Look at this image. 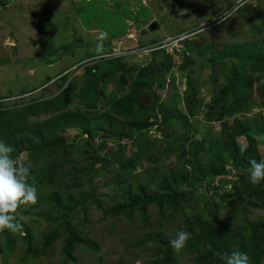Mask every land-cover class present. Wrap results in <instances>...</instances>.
I'll list each match as a JSON object with an SVG mask.
<instances>
[{"label": "rangeland", "instance_id": "rangeland-1", "mask_svg": "<svg viewBox=\"0 0 264 264\" xmlns=\"http://www.w3.org/2000/svg\"><path fill=\"white\" fill-rule=\"evenodd\" d=\"M51 1L0 0V98H2L0 102L5 103L7 106H13L14 104L19 107L31 105L37 102H30L31 100L56 95L55 82L59 81V78L65 74L68 75L69 80L81 79L83 63L89 59L87 56L96 53L95 46L102 35L104 37L103 44H106L103 45L104 52L110 50L112 46L119 50H122V47L125 49L128 42L125 43L124 40L128 36L129 29H134L138 33L146 32L145 37L135 38L139 47H148L152 44L163 45L166 37L176 33V30H182V28H185L184 25H190L184 18L180 21L176 19L182 11L195 14V25L197 27L210 19V14L204 12V6L206 5H201L204 4V0H195L193 7L191 0H156L152 4L154 5L153 11L148 12L140 9L133 14L129 10L124 11V4H118L116 1H110L106 5L101 2L87 3L88 0H64L68 3V6L61 8L53 7ZM166 2L169 4L163 10L162 7ZM209 3L212 5L216 3L215 5L219 7V13L229 8V5L222 0H209ZM200 5L201 8H199ZM171 16L174 19H170ZM89 18L92 19L84 21ZM152 20L157 21V30H148L149 22ZM168 20L170 21L167 24L166 21ZM228 30L230 32H227ZM207 35L209 36L207 37L208 41L214 43L215 48H218V50L220 47L222 48L223 56L229 54L230 48L236 44L264 40V0L247 1L240 10H237L223 24L204 30V33H201L200 36L206 37ZM129 38L133 39L132 37ZM203 41L198 37L195 39L198 46V49H195L196 61L199 60L197 56ZM127 49V51H130L135 48L130 46ZM87 53L90 54L87 55ZM142 55L144 53H141L139 57L124 59L129 64L141 68L149 64L147 57H141ZM247 56L248 54L243 56L245 61L242 62L236 61V58V60H229L223 65L220 64V67L218 66L220 69H217L215 65L217 63L211 64L210 67H205L203 70L195 68V78L201 83L196 95L203 102V108L194 109V115L189 116V122L192 126L190 131L184 130L179 123L173 124L172 129H164L162 135H155L146 131L145 135L150 140L158 139L155 144L150 145L147 154V157H151L152 161L148 162L146 159H142L144 169L136 167L131 173H118L115 164L112 166L105 165L104 168L97 164L95 168L98 171L93 173V185L89 186L85 175L83 177L74 176L71 172L74 168L89 166V160L84 158L87 152H83L87 147L86 142L91 150L97 149L103 143L105 149L101 153L102 157L111 159L112 154H118L119 145L111 139V135L114 134L112 124L104 125V131H99L94 138H88L81 133L80 129L74 127L65 129L63 132L58 133V136L48 134V131L45 130L42 133L44 142L48 143L62 137L67 144H73L74 151L69 150L71 154L63 165L60 166L59 164H62V161H59L57 165L58 173L51 176V180L54 179L53 184L50 181H43L42 184L36 185L38 189L37 203L22 205L18 209L17 218L23 225H27L32 230L33 245L39 244L43 235L52 232L63 220H66L79 233L84 243H92L95 248L82 245L74 246L71 258L67 261L63 249L65 236L62 234V228H60V237L54 241L47 253L39 254L36 257L30 256L27 258L26 263H22L20 258L27 246L23 240L25 237L24 231L12 233L5 230L12 240L14 251L9 254L0 251V264H136L138 258L142 260L143 264H166L164 257L162 260L161 256H156L166 246L164 240L172 237L179 229L184 228L186 224L194 219L207 220L209 212L214 210V204V206H218L217 213L221 222L225 225H229L231 222L242 225L244 220H258L260 222L264 218V210L254 209L248 204L264 203V192L259 190L258 195L261 198L257 199L242 191L243 187L237 185V189L240 188L242 193L240 196L235 195L234 183L237 181V170L230 163L224 170L232 180L231 183L225 184V181L229 178H220L213 187L205 186L206 189L204 188V190L199 187V184L193 188L192 179L183 183L182 186L185 191L190 192L192 189L197 188L198 195L193 200L182 203L177 211L165 209L161 214L156 205H151L146 209V220H142L137 211L133 213L132 218L126 215L112 216L104 213L107 209L124 202L122 196L124 188L134 187L137 182L146 180L144 178H146L147 173H156L163 178L173 175L188 177L189 174H193L191 162H200L202 167L218 163L213 158L216 148L213 146V142L216 140L226 141V139L221 133L220 125L205 120L204 114L208 112L205 105L208 104L211 95H216L215 100L223 95L224 91L222 90L227 85L228 75L232 67L240 66L245 68L246 71L252 67V63L249 66L248 60L246 61ZM207 57L208 55L205 56V58ZM177 64L178 61H175L174 65ZM164 73L166 74V70ZM135 74L136 72L127 73L124 76L128 77V84L131 83ZM182 74V72H178L175 80L182 79ZM214 77L218 79V84L212 91L211 80ZM253 81L256 83L254 84L255 87H252L251 91L249 90L251 95L246 103L247 109L238 115V119L246 122L245 126H250L251 130H255V124L260 118L264 120V106H261L263 96L259 94L260 87L264 86V75H253ZM156 84L158 83L153 84L152 92L158 98L173 101L178 111L184 115L188 114L182 98L185 97L184 93L187 92V88L182 89V81L179 82V85L174 83L179 87L177 89L171 87L170 95L167 93L168 90L162 91V88ZM40 85H44L41 87L43 90L41 88L37 90ZM112 85L113 83L108 84L103 96L105 103L98 108L100 113L107 112L105 114L107 118L111 116L108 94ZM128 89L129 87L126 85L121 92L117 91L116 99L119 100L128 95ZM29 92L32 93L25 95ZM113 92L110 94V99ZM240 92L243 95L247 91L241 88L238 93ZM227 95L228 93L225 95L224 102L226 103L224 106L231 103V96ZM149 98L150 102L142 104L149 105L152 108L151 113L160 112L159 101H154L152 95ZM249 103L253 104L250 110H248ZM82 106L85 107L84 101L81 105L77 101L69 108L73 110ZM83 112L87 113L88 111L83 110ZM87 114L92 119L94 113L88 112ZM47 117L49 116H41L32 120L43 121ZM111 117L116 118L115 116ZM99 122H101V118L93 121L92 124L93 126H100ZM114 124L118 126L116 127L118 129L126 127L120 121L114 122ZM124 130H121L123 131L122 134H125V136L121 135V141L126 145L123 155L124 158H127L131 152L127 150V146H130L132 140ZM136 136H138V132H135V138ZM207 138L212 139L211 143L207 142ZM190 141H193L194 145L191 147L192 150L189 151L195 152V154L189 152L182 155L178 144L183 143L185 147H190L187 144ZM201 141L204 143V150L199 147ZM237 142L241 146L245 145L244 139L238 138ZM256 144L257 148L263 149L264 137L257 135ZM18 157L25 160L31 169L38 167L44 170L48 167L49 159L54 161L51 156L44 157L47 161L44 158L43 161H29L24 153ZM66 172H70V175ZM212 177H208L209 181H212ZM76 182L81 185L72 187L71 185ZM245 182L249 184V182ZM66 185L71 186V188H67ZM263 188L264 186L261 187V189ZM132 191L134 192V190ZM51 195L59 196L63 200V205L67 203V198L71 196L72 201L81 199L80 196H84L85 201L83 205L81 203L74 207L70 205L71 210L64 214L63 211L59 212L57 209H51V206L47 204ZM241 200L243 202H239ZM246 235H248L247 232H245ZM3 238V235L0 234V244H4ZM145 238H148L149 241L143 244L142 241ZM200 252L207 255V250L201 247H197L195 251H183L176 256V264H195L198 258L201 257ZM213 259L217 260L216 257H213Z\"/></svg>", "mask_w": 264, "mask_h": 264}, {"label": "trees", "instance_id": "trees-1", "mask_svg": "<svg viewBox=\"0 0 264 264\" xmlns=\"http://www.w3.org/2000/svg\"><path fill=\"white\" fill-rule=\"evenodd\" d=\"M108 43V42H107ZM106 45V44H103ZM214 44L205 45V47L198 53L197 60L198 68L202 70L205 67H210L211 64H220L228 62L229 60H237L238 62L245 61L243 56L248 54L246 61L248 65L252 63V67L249 70H245L240 66H234L236 68L231 69L228 75L227 85L224 86L223 95L216 98V95H211L208 104L205 105L206 112L204 114L207 122H216L220 125L222 134L225 136L226 141L216 140L213 142L215 148L214 160L218 163H212L211 165L200 166V162H191L193 174H189L188 177L179 175L169 176L163 178L161 175L153 173H147L146 180L139 181L134 187L128 186L124 188L122 196L124 202L118 203L116 206L107 209L104 213L110 215H126L129 218L133 217L135 211L138 212L139 217L142 220H146V209L151 205H156L158 211L163 213V210L177 211L180 205L186 201L193 200L198 195L197 188L192 189L190 192L185 191L182 186L187 180L192 179L194 186L200 185L206 189L205 186L213 187L215 182L220 178L228 179V175L224 170L230 163L237 170V181L234 183V193L240 196V188L237 189V185L243 187L242 191L249 193L250 195L261 198L258 193L259 190L264 192V182L257 186H253L248 181V173L246 169L249 167V159L254 158L258 162L264 159V148H257L256 136L264 137V120L260 118L255 124V130H251L250 126H245L246 122L238 119V115L243 113L246 109L247 100L250 98V92L253 84V75H264V40L260 42H250L245 44H236L230 48L229 54L222 55V48L218 51H214ZM92 53V52H90ZM90 53H87L90 54ZM96 55V53H94ZM94 54L87 56L91 58ZM206 55H209L205 58ZM184 67L187 69L192 62L187 57L183 58ZM136 66V65H135ZM134 64H129L126 60L113 59L95 62L93 65L84 68L82 78L70 79L65 74L59 78V81L55 82L57 94L50 97H40L38 99L31 100V105H23L19 107L17 104L13 106H7L5 103L0 102V141L12 145L14 152L12 155L18 157L21 154H25L26 158L30 161H40L45 156H51L54 161L49 159L48 167L46 169L35 167L30 168L29 182L36 185L42 184L43 181H50L53 184L54 179L51 180V176L57 172L58 163L61 160L62 164L69 158L72 150L74 151L73 144H67L61 139L56 138L51 142H44L42 133L47 130L48 134L57 135L63 132L69 127L78 128L81 133L88 138H94L99 131H104V125L112 124L114 134L111 135V139L117 142L118 154H112L111 159L108 157H102L101 153L105 149L103 143H101L97 149L91 150L86 142V149L83 152H87L84 158L89 160V166L85 168H74L72 174L79 175L87 178L88 185L92 186L93 173L97 172L95 166L99 164L102 168L105 165H114L117 168L118 173H131L136 167L144 169L143 160L152 161L151 157H147L150 145L157 142L158 138L150 140L144 133L147 128H151L155 135H162L164 129H172V125L175 123L181 124L184 130L190 131L191 124L189 122V116H193L194 109L203 108L204 104L199 100L196 95L197 89H200L201 83L195 78V81L188 76L186 80L187 92L184 93L183 101L184 107L188 114L184 115L176 109V104L171 100L162 101L152 92V86L156 82L158 87L163 88V82L165 79V73L169 70V65L166 61H162V56H153L149 65L141 68L135 67ZM196 66V60H195ZM211 69V68H210ZM220 69V68H219ZM188 71V70H187ZM214 71V69H213ZM220 71V70H219ZM136 74L133 76L131 83L128 85V95L117 100V91H122L126 85L124 84L128 77L127 73ZM212 72V69H211ZM113 81V82H111ZM109 83H113L109 97V110L110 115L115 116L108 118L105 112H99L100 105L105 103L104 94ZM218 81L212 78L211 84L213 86L212 91L215 89ZM246 84V85H245ZM44 85H40L37 90ZM246 87V88H245ZM245 89L247 92L242 95L239 89ZM147 89V91H146ZM43 90V88H42ZM41 90V91H42ZM260 93L263 96L261 106H264V86L260 87ZM114 91V92H113ZM34 92V90H33ZM113 95L110 99V94ZM32 92L25 93L31 94ZM199 93V91H198ZM214 93V92H213ZM231 96V103L224 106L225 95ZM188 94V95H187ZM153 96L154 101H159V114L160 121L158 124L149 123L147 118L150 117L151 107L146 104H142L141 98L146 96ZM227 95V96H228ZM222 98V101H221ZM2 98H0L1 100ZM215 100V101H214ZM79 102L81 105L84 101L83 110L93 112L92 119L88 117V112L84 113L82 107L71 110L69 107L74 103ZM153 101V100H152ZM152 103V102H151ZM215 103V105H214ZM155 104V103H153ZM248 110L253 106L249 103ZM201 108V109H202ZM41 116H49L43 121H35L33 118ZM228 116V117H227ZM259 116V114H258ZM101 118L100 126H93L92 122ZM118 118V119H117ZM122 119V120H120ZM93 120V121H92ZM120 121L125 129L126 135L131 138V144L127 150H130V156L124 158L123 152L126 149V145L122 143L121 128H116L114 122ZM189 129V130H188ZM51 130V131H50ZM135 132H138V136L135 138ZM244 139L245 145L241 146L237 139ZM212 139L207 138V142L211 143ZM202 142V141H201ZM199 143L200 149H203V142ZM190 147H185L184 144H178L180 153L182 155L193 153L191 147L194 145L193 141L187 143ZM241 147H245L246 151L241 152ZM71 150V152H69ZM195 154V152L193 153ZM123 155V157H122ZM229 155V157H227ZM143 159V160H142ZM47 161L46 158H44ZM43 161V160H42ZM220 163V164H219ZM197 170V171H196ZM70 175V172H66ZM225 174V175H224ZM209 176H213L212 181L208 179ZM232 182L225 181V184ZM79 182L71 185L72 187H79ZM71 186L66 185L67 188ZM134 190V192L132 191ZM86 196V195H85ZM50 200L47 202L51 209H57V211L65 214L79 203L84 204V196H80L77 201H72V196L67 198V203L63 205V200L57 195H51ZM241 199V198H240ZM243 202V200L239 201ZM215 205V204H214ZM214 210L209 212V218L207 220L194 219L184 226L180 230H186L191 233V239L187 242L180 252L173 250L170 244V240L174 239L176 234L172 237L164 240L166 243L162 252H159L156 256H161L165 259L166 264H176V256L181 252L195 251L197 247L207 250V255L200 252V259L195 264H224V261L217 255L218 252H227L231 254L234 251L245 253L249 257V264H264V218L259 222L244 220L242 225H236L230 223L225 225L221 222L218 215V206H214ZM254 209L264 210V203H251L248 204ZM60 217V215H59ZM23 225V224H22ZM59 225V224H58ZM60 228H62V234L65 239L63 243V249L67 261L71 258V252L74 246L82 245L95 248L91 243H84L83 239L79 236V233L73 228L68 221L63 222L56 227L52 232L47 235H43L39 244L33 245V232L30 227L23 225V231L25 237L23 240L27 246L23 251V256L20 258L22 263L27 262V258L30 256L36 257L39 254L47 253L50 246L54 241L60 237ZM245 232L248 235L245 236ZM3 235L4 244H0V251L5 254H9L14 251L12 240L6 234V231L0 232ZM149 240L145 238L142 243L145 244ZM216 257V261L213 259Z\"/></svg>", "mask_w": 264, "mask_h": 264}, {"label": "clouds", "instance_id": "clouds-1", "mask_svg": "<svg viewBox=\"0 0 264 264\" xmlns=\"http://www.w3.org/2000/svg\"><path fill=\"white\" fill-rule=\"evenodd\" d=\"M236 1L237 0H234V2L230 6H228L229 7L228 9L223 10V12H221V13L218 12L216 15H213V16L222 15V14L228 12L236 4ZM117 3L119 4V2H117ZM246 3L247 2H245V4ZM242 7H240L238 10H240ZM127 10L131 11L130 9H127ZM143 10H145V9H143ZM213 16H211L210 19ZM232 16H233V14L229 18H231ZM210 19L208 20V22L200 24L199 27L186 28V29L180 30V31L176 30V33L171 35L173 37L179 33H182L185 30L197 31V34H195L194 36L185 40L182 43L183 49L179 53V60H178V64L176 66L172 62V57L167 56L164 49H156L161 44H157V45L152 44L148 47H145V46L139 47L138 42L136 41L135 38L140 37L141 33H138L135 31V35H134L133 33L130 32L131 29L128 31L127 38H125V40H124L125 43L128 42V45L124 44L126 46H125V49L122 47V50L127 51L128 50L127 48L130 46L135 48V49H132L130 51L143 50V49L152 50V51L147 52L146 54L141 56V57H147V59H148L147 62L149 64H150L151 60L153 59V56H156V57L162 56V61H166L169 65V70L165 74V79L163 82L162 91L168 90L167 93H168V95H170L169 90L171 89V87H175V86L179 87L178 85H179L180 81H182V84H181L183 86L182 89H184L186 87V80L189 76L188 71L186 69H184V61H183V58L187 57L186 51H185L186 44L189 43V41L193 40V37H196V35H199L200 33L204 32V30L212 28V26L211 27L209 26L210 25ZM153 22H155V21H152V22L150 21L149 26ZM155 23H157V22H155ZM221 24H223V22ZM221 24H219V25H221ZM149 26H148V30H149ZM157 29H158V27H156V30ZM129 37H132L133 39H130ZM141 37H145V36H141ZM103 39H104V37L102 35L99 38L98 42L96 43L95 50H96L97 54L95 56L87 59L83 63V65H84V66H82L83 71H84L85 67L93 65L95 62L106 61V60H111V59L134 58L135 56L139 57L138 54H133V55L121 56V57H108L107 59L101 58L103 55H110L111 52L113 51V49L115 48L114 46H112L110 48V50L104 52L103 51ZM129 41H131L132 43H130ZM158 54H160V55H158ZM96 59H98V60L96 61ZM149 64H147V65H149ZM215 65L217 66V69H219L218 65L217 64H215ZM195 68H197V70H198L197 66H195ZM199 70H200V68H199ZM178 72L183 73L182 74L183 80L182 79L175 80L177 78ZM215 80L218 81L217 78H215ZM174 83H177L178 85H174ZM255 83L256 82L253 81V84H252L253 87H255L254 86ZM251 89H252V87H251ZM27 95H29V94H27ZM250 95H251V92H250ZM143 98H148L149 102L151 101L149 96H146ZM160 99L162 101H166L165 98H160ZM147 120L149 123L158 124L160 121L159 112H154L150 117L147 118ZM146 131L149 133H151V132L154 133V131L151 128H147L144 131L145 134H146ZM240 150L243 153L244 151H246V148L241 147ZM13 152H14V148L12 145H9V144L5 143L4 141H0V232L8 230L12 233H18V232H21L23 229L22 223L17 218L18 209L22 205H28V204L34 205V204H36L38 201V189L34 184L29 182L30 166L27 164V162L25 160L21 159L20 157H14L12 155ZM246 171L248 173V177H247L248 181L251 185L257 186V185L261 184L262 182H264V159H261L258 162L256 159L250 158L249 159V167L246 169ZM190 239H191V233L190 232H188L186 230H180L176 233L175 238L170 240V244H171V247L173 248V250H175L176 252H180L184 247H186V244ZM217 255L224 261V264H249L248 255L245 253L238 252V251H234L231 254H228L227 252H218ZM136 264H143V262L141 259L138 258L136 261Z\"/></svg>", "mask_w": 264, "mask_h": 264}, {"label": "built area", "instance_id": "built-area-1", "mask_svg": "<svg viewBox=\"0 0 264 264\" xmlns=\"http://www.w3.org/2000/svg\"><path fill=\"white\" fill-rule=\"evenodd\" d=\"M249 0H237L236 4L226 13L218 16H213L210 19V27L219 25L222 22L226 21L236 10H238L240 7H242L245 2ZM127 2V5L130 12L136 13L137 10H143L149 8V4L152 2V0H125V3ZM197 34V31L195 30H185L182 33H179L175 36L166 37L164 39L163 45L158 46L156 49H164L167 56L172 57V62L175 63V61L179 60V53L183 49L182 43L191 38ZM152 50H134V51H126V50H119L118 48H114L110 55H103L101 58H108V57H121V56H128L133 54H138V56L141 55V53L146 54L147 52H150Z\"/></svg>", "mask_w": 264, "mask_h": 264}, {"label": "crops", "instance_id": "crops-1", "mask_svg": "<svg viewBox=\"0 0 264 264\" xmlns=\"http://www.w3.org/2000/svg\"><path fill=\"white\" fill-rule=\"evenodd\" d=\"M110 1H117V2H119V3H123L124 4V6H125V10L124 11H127V9H129V7H128V5H127V2L125 3V0H88V1H86L87 3H89V2H94V3H98V2H101V3H104V4H106V5H108L109 3H110ZM154 1H156V0H152V2L149 4L150 6H149V8H147V9H145V10H147L148 12H150V10L151 11H153V6L154 5H152L153 3H154ZM161 1H163V0H161ZM208 1V2H207ZM220 1V0H219ZM223 2H226L227 3V5H231L232 4V2H234V1H232V0H222ZM169 3H170V1H169ZM169 3H165L164 5H163V7H162V9L164 10V9H166V8H164V7H166V6H168L167 4H169ZM191 3H192V7L194 6V4H195V0H191ZM216 3H214L213 5L212 4H210L209 3V0H204V4H201L202 6L203 5H206V6H204L205 8H204V12L205 13H207V14H210V17L211 16H213V15H216L217 13H218V10H219V7H218V5H215ZM219 4V3H218ZM199 6V8H201L202 6ZM207 6H208V9H207ZM195 9V8H194ZM170 17V16H169ZM180 17V18H179ZM92 18H94V17H92ZM92 18H89V19H85L84 21H89V20H91ZM185 19L186 21H187V23L188 24H190V25H184V27L185 28H182V30L183 29H186V28H191V26L192 27H197V25H195V14L193 13V14H191V12H189V11H182V13L180 14V16H179V14L177 15V17H176V19L178 20V21H180V19ZM170 19H174L172 16H171V18ZM198 19V18H197ZM152 21H155V22H157L156 20H152ZM151 21V22H152ZM170 20H168V21H166L167 22V24H168V22H169ZM191 21H193L192 23H189V22H191ZM180 24V23H179ZM130 30V29H129ZM227 32H230V30H228ZM202 33H204V32H202ZM201 35V33L199 34V35H196V37H198L199 39H201L202 41H203V43H202V46L200 47V50L199 51H201L204 47H205V45H209L210 43L211 44H214V43H212L211 41H208V38L207 37H209L208 35L206 36V37H201L200 36ZM210 35V34H209ZM196 37H193V40H191V41H189V43H187L186 44V47H185V51H186V55H187V57H188V59H189V61H191L192 62V65H190L187 69L184 67V69H186V70H188V75H189V77L192 79V81H195V60H196V58H195V49H198V46H197V42L195 43V38ZM210 40H211V38H210ZM213 47H214V51H218V48H215V45H213ZM209 56V55H208ZM198 62L196 61V66L198 67ZM125 85H129L128 84V80H126V82L124 83ZM253 87V86H252ZM178 87H173V89H177ZM171 90V89H170ZM170 90H169V94H171V92H170ZM259 94L261 95V93L259 92Z\"/></svg>", "mask_w": 264, "mask_h": 264}, {"label": "water", "instance_id": "water-1", "mask_svg": "<svg viewBox=\"0 0 264 264\" xmlns=\"http://www.w3.org/2000/svg\"><path fill=\"white\" fill-rule=\"evenodd\" d=\"M52 6L53 7H56V8L67 7L68 6V3L66 1H63V0H53ZM156 27H157V23L153 22V23L150 24L149 30H155ZM130 32L135 35V30L134 29H131ZM145 34H146V32L145 31H142L140 35L141 36H144ZM131 41H129V42L132 43ZM148 101H149L148 98H141V102L142 103H147Z\"/></svg>", "mask_w": 264, "mask_h": 264}, {"label": "flooded vegetation", "instance_id": "flooded-vegetation-1", "mask_svg": "<svg viewBox=\"0 0 264 264\" xmlns=\"http://www.w3.org/2000/svg\"><path fill=\"white\" fill-rule=\"evenodd\" d=\"M52 2H53V0L51 1V5H52Z\"/></svg>", "mask_w": 264, "mask_h": 264}]
</instances>
